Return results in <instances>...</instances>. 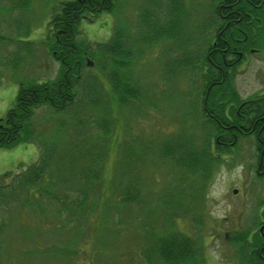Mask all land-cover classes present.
Segmentation results:
<instances>
[{"label":"rangeland","instance_id":"1","mask_svg":"<svg viewBox=\"0 0 264 264\" xmlns=\"http://www.w3.org/2000/svg\"><path fill=\"white\" fill-rule=\"evenodd\" d=\"M61 1L0 0V105L12 104L1 109L2 116L16 102L19 80L41 81L58 75L60 63L48 53L44 41ZM114 1V12H102L92 20L81 19L77 38L95 52L112 39L117 27L125 31L128 24L129 34L135 31L133 35L146 40L137 61L141 66L140 81L145 85H142V97L133 99L129 105L119 107L115 100L110 102L108 68L100 66L105 58L102 60L97 55H92L95 62L83 69L76 85L79 101L83 98L87 102L84 94H90V100L99 98L97 93L113 106L101 189L97 187L93 191L99 207L81 220H59L51 216L56 207L50 204L54 202H50L46 192L30 189L7 196L0 193V264H160L149 260L144 253L151 252L150 242H145L148 240L145 229L151 225L144 226L145 219L154 222L159 234L173 225L198 242L203 241L208 264H245L246 258L238 251L234 238L245 229L251 233L258 229L255 222L260 220L257 214L261 215L263 208L262 202L258 203L264 195V178L256 169L255 135L240 139L231 153L222 152V161L209 181H204L205 186L200 180L192 185L194 175L166 160L158 145L186 121L189 108L182 102L180 90L192 93L196 99L187 73L166 77L167 58H181V49H177L185 38L193 39L195 50H202L203 38L206 37V42L212 38V31L207 32V28L213 15V0ZM233 79L242 98L264 92V50L249 53L246 62L236 68ZM165 90L168 97L161 93ZM83 101L59 113L49 104L36 108L31 122L36 138L51 143L60 137V128L67 127V121L82 125L90 132L91 139H94L92 135L103 137L96 120L99 114L103 116L104 107L98 103L86 107ZM188 124L191 127L192 123ZM144 143L147 150L140 155ZM134 147V155L124 153L125 148ZM47 151L43 149L42 153ZM55 163L60 168L59 161ZM124 166L127 174L134 176L136 187L142 188L141 195L135 188L138 193L135 209L132 204L120 202L118 174ZM10 176L0 179V183H12L14 179ZM49 177L50 173L44 174L43 181ZM235 187L238 193L233 192ZM167 193L172 197L165 203ZM174 203L178 208L168 206ZM187 208L191 211L186 212ZM194 215L198 223L193 221Z\"/></svg>","mask_w":264,"mask_h":264},{"label":"trees","instance_id":"2","mask_svg":"<svg viewBox=\"0 0 264 264\" xmlns=\"http://www.w3.org/2000/svg\"><path fill=\"white\" fill-rule=\"evenodd\" d=\"M58 6V11L51 20L50 32L44 41L48 53L60 63L58 75L41 81L19 80L15 104L0 117V147L8 148L22 141L36 140L41 156L38 162L24 172L17 173L12 183H0L3 190L0 193L1 196H7L13 192H28L30 189L40 190L43 194L46 192L50 202H54L50 204L56 207L51 216L73 221V218L81 220L90 210L96 211L99 207L93 191L100 188L103 180V160L106 159L112 131L109 117L113 106L110 102L113 99L122 107L129 105L133 99L142 97V85L145 83L140 81L138 72H141V66L137 61L144 52L146 40L133 35L135 31L129 34L128 24H125V31H120L117 27L112 39L94 52L78 40V24L83 18L92 20L102 12H114L116 2L62 0ZM212 12L207 28V32L212 31V38L207 42L206 37L203 38L201 44L205 41L204 50H195L193 39L185 38L184 44L177 49H181V58L170 56L166 64V77L173 78L181 72L187 73L197 100L192 97V93L180 90L182 102L189 108L185 114L186 121L183 120L179 130L168 135L158 145L166 160L194 175V186L197 180L202 181V186H205L204 181H209L221 163L222 154L231 153L232 147L245 137L243 130H246V137L255 135L259 150L262 149L259 138L264 139V93L256 92L248 98H242L233 79L236 68L245 62L249 53L264 50V0H213ZM92 55H97L102 60L105 58L104 62L100 61V66L108 68L107 76L112 87L108 98L110 102L108 99L107 102L102 100L97 93L99 98L90 100V94H84L87 102L83 98L80 101L84 100L83 105L86 107L96 103L104 107L103 116L99 114L96 120L103 137L92 135L94 139H91L90 132L82 125L67 121L69 129L62 126L60 137H55L51 143L45 139L39 141L31 124L36 108L49 104L53 111L59 113L80 102L76 85L80 83L83 69L93 63ZM161 93L168 97L167 90ZM188 122L192 123L191 127ZM255 123L257 127L252 129ZM70 130L75 132L71 133ZM144 147L145 143L140 146V155L147 150ZM46 148L48 153H42ZM134 150L135 147L125 148L124 153L134 155ZM56 160L61 164L60 168L58 165L55 167ZM121 162H124L122 158ZM126 169L124 166L118 174L117 185L122 194L120 202L132 204L131 207L135 209L137 192L141 195L142 188L136 187L134 176L127 174ZM46 173H50V177L48 181H43ZM10 175L11 171H6L1 174L0 179L5 180ZM170 197L171 194L167 193L164 202ZM260 202L259 200L258 203ZM168 206L178 208L176 203ZM169 210L167 207V212ZM185 211L191 210L187 208ZM262 214L264 217V212ZM257 216L262 217L260 214ZM167 219L170 220V212L167 213ZM192 219L198 223L196 215ZM149 221H143L144 226L147 223L151 225V228L145 229V238L148 239L145 242H150L151 252L144 253L149 260L153 259L152 261L160 264H208L203 241L198 242L173 225H168L167 230L159 234L154 229V222ZM259 223L260 220L255 225L259 226ZM234 241L247 264H264V249L261 247L264 237L258 230L251 233L250 229H246L242 234L236 235Z\"/></svg>","mask_w":264,"mask_h":264},{"label":"crops","instance_id":"3","mask_svg":"<svg viewBox=\"0 0 264 264\" xmlns=\"http://www.w3.org/2000/svg\"><path fill=\"white\" fill-rule=\"evenodd\" d=\"M1 88L2 86H0ZM9 105H12L11 102L7 106ZM7 106L6 104L0 105V117L4 111L1 109ZM40 156V146L34 140L22 141L11 148L0 147V176L6 171H11L10 178H13L16 173L22 172L28 166L36 163Z\"/></svg>","mask_w":264,"mask_h":264},{"label":"flooded vegetation","instance_id":"4","mask_svg":"<svg viewBox=\"0 0 264 264\" xmlns=\"http://www.w3.org/2000/svg\"><path fill=\"white\" fill-rule=\"evenodd\" d=\"M264 93V92H263ZM262 94V93H261ZM248 126H245V129L248 128ZM257 127V124L255 123L254 125H252V129H256ZM244 134H245V137H246V130H243ZM259 144L261 145L262 149L259 150L257 148L256 152H257V156H258V163H257V173L262 177L264 178V139L262 138H259ZM245 181H246V178H245ZM264 188V187H263ZM262 188V189H263ZM233 189H238L237 187L233 188ZM238 192H239V189H238ZM237 192V193H238ZM261 202L264 203V195L262 196L261 198ZM262 209H261V215L262 217L260 216V223H259V226H258V231L260 232V234L264 237V217H263V212H264V204L262 205ZM246 230V229H245ZM249 241H250V237H249ZM244 246H245V250H246V236H245V242H244ZM262 249H264V243L263 245L261 246ZM245 264H246V260H245Z\"/></svg>","mask_w":264,"mask_h":264},{"label":"water","instance_id":"5","mask_svg":"<svg viewBox=\"0 0 264 264\" xmlns=\"http://www.w3.org/2000/svg\"><path fill=\"white\" fill-rule=\"evenodd\" d=\"M233 192H234V193H237V192H238V189H234Z\"/></svg>","mask_w":264,"mask_h":264}]
</instances>
